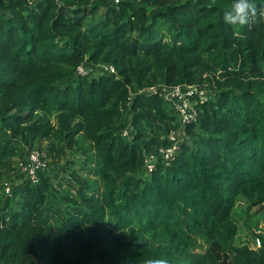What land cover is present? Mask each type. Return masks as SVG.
Masks as SVG:
<instances>
[{"label":"trees","instance_id":"trees-1","mask_svg":"<svg viewBox=\"0 0 264 264\" xmlns=\"http://www.w3.org/2000/svg\"><path fill=\"white\" fill-rule=\"evenodd\" d=\"M231 2L0 0V179L18 180L0 205V264H264V234L240 245L235 215L241 201L264 215V20L234 29ZM82 64L117 73L79 76ZM184 84L211 97L187 126L141 92ZM173 132L185 138L167 160ZM80 138L81 187L63 194L52 166ZM33 149L50 158L37 185L15 166Z\"/></svg>","mask_w":264,"mask_h":264},{"label":"built area","instance_id":"built-area-1","mask_svg":"<svg viewBox=\"0 0 264 264\" xmlns=\"http://www.w3.org/2000/svg\"><path fill=\"white\" fill-rule=\"evenodd\" d=\"M115 3H119L121 0H113ZM96 74H116V69L112 65L101 64L96 68L88 67L84 64L80 65L77 69V75L87 76L90 72ZM141 92H147L149 94L159 95L170 104L179 117L180 122L183 126H187L196 123L199 119L198 104H204L208 102L210 97V91L207 88H203L197 85H177V86H166L160 85L155 87H149ZM128 130H124L123 135L128 136ZM170 139L174 141V146L167 150H162L167 160H170L176 150L179 147L178 135L173 132ZM155 155L150 154L145 161L146 168L152 171L154 168L153 161ZM16 168L21 174L24 175L25 179L34 185H37L41 181L40 172L50 169V158L47 151L40 149L30 150L24 160H17ZM13 187L6 184L4 187L5 194L10 196L12 194ZM262 242L260 238H257L254 242L255 248H260Z\"/></svg>","mask_w":264,"mask_h":264},{"label":"rangeland","instance_id":"rangeland-1","mask_svg":"<svg viewBox=\"0 0 264 264\" xmlns=\"http://www.w3.org/2000/svg\"><path fill=\"white\" fill-rule=\"evenodd\" d=\"M103 12V9L100 11ZM95 72H90L89 76H94ZM88 76V75H87ZM178 135L180 139L185 138L183 135V132H178ZM81 146L82 148L77 152L76 154L67 152V156L61 160V162L57 165L52 166V170H55V186L57 189L61 190L63 194L66 192H72V194H76L81 187V184L72 176V173L74 170H80L81 164H83L84 160L86 159V154L83 152L85 148L88 147V143L83 141V138L81 139ZM46 143H44V146ZM74 162V168H65L67 162ZM85 178L89 177L91 182H93L96 178L88 176V173L85 171H79ZM17 178H14L13 180H9L6 178L0 179V205H3L5 202L6 194L4 191V187L6 184H9L10 186H14L15 183H17ZM61 182V183H60ZM62 184V186H60ZM3 187V188H2ZM53 203L59 207L63 213L66 212V210H69L67 208V201L64 199H60L59 197L55 198ZM236 218L239 220L240 223V231H239V238L237 242L240 245H248L250 247H254V237L253 234H264V215H254L252 212L247 214V205L241 201L238 207L235 210ZM249 216H251V220L249 219ZM249 219L251 222L249 223ZM249 226L252 229V232L249 229ZM202 241L199 240V243Z\"/></svg>","mask_w":264,"mask_h":264},{"label":"clouds","instance_id":"clouds-1","mask_svg":"<svg viewBox=\"0 0 264 264\" xmlns=\"http://www.w3.org/2000/svg\"><path fill=\"white\" fill-rule=\"evenodd\" d=\"M264 20V6L258 5L255 0H232L223 12L224 23L234 29L251 27ZM146 264H169L167 259H149Z\"/></svg>","mask_w":264,"mask_h":264}]
</instances>
